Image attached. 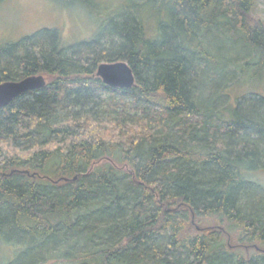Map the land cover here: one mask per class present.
I'll return each instance as SVG.
<instances>
[{"label":"trees","instance_id":"trees-1","mask_svg":"<svg viewBox=\"0 0 264 264\" xmlns=\"http://www.w3.org/2000/svg\"><path fill=\"white\" fill-rule=\"evenodd\" d=\"M106 4L88 39L0 44V82L46 76L0 107V264H264V91L232 96L264 83L253 0ZM117 60L133 86L95 75Z\"/></svg>","mask_w":264,"mask_h":264},{"label":"rangeland","instance_id":"rangeland-1","mask_svg":"<svg viewBox=\"0 0 264 264\" xmlns=\"http://www.w3.org/2000/svg\"><path fill=\"white\" fill-rule=\"evenodd\" d=\"M253 2L252 19L264 20V0ZM118 3L119 0H91L88 6H84L80 3L62 5L55 0H0V44L16 41L43 27L59 29L64 44L77 43L96 33L97 17L94 13L100 11V16L107 13L104 14L102 5L115 10ZM249 89L264 91V83L238 86L232 96ZM255 177L264 184V169ZM14 253L12 245L0 244V262L8 261Z\"/></svg>","mask_w":264,"mask_h":264},{"label":"water","instance_id":"water-1","mask_svg":"<svg viewBox=\"0 0 264 264\" xmlns=\"http://www.w3.org/2000/svg\"><path fill=\"white\" fill-rule=\"evenodd\" d=\"M95 75L98 76L103 83L111 87L129 88L134 85L135 77L132 69L127 62L122 60L103 61L100 62L95 70ZM46 83V78L42 74L27 75L19 80H5L0 82V107L7 105L13 98L20 95L22 92L41 87ZM25 172L33 176L27 170H17ZM66 179V178H64ZM192 222L193 217H192ZM195 227H200L195 223ZM257 250L264 251L263 247L252 245Z\"/></svg>","mask_w":264,"mask_h":264}]
</instances>
